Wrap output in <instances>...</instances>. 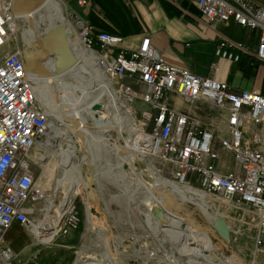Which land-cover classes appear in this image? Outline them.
<instances>
[{
	"label": "rangeland",
	"instance_id": "obj_1",
	"mask_svg": "<svg viewBox=\"0 0 264 264\" xmlns=\"http://www.w3.org/2000/svg\"><path fill=\"white\" fill-rule=\"evenodd\" d=\"M3 1L5 12L19 15L29 3L38 7L45 0ZM62 1L67 21L80 33L74 20L82 12L80 7L75 0ZM56 14L49 8L37 18H19L9 43L0 49V58L9 52L20 53L27 46L41 69L38 96L48 116V132L29 155L36 185L45 197L37 203L42 207L41 202L50 197L54 204L62 203L66 188L58 190L57 185L66 160L65 171L72 177L79 174L84 181L81 194L68 209L78 212L81 224L67 235L58 233L51 245L35 244L27 228L15 226L5 235L4 244L16 256L13 261L0 259V264H76L89 255L93 259L86 263L90 264H208L202 255L213 252L240 256L245 263L241 260L239 264H264V252L256 249V209L210 193L202 201L194 189H200L196 182L178 183L172 163L148 155L141 132L149 129L151 109L139 100L133 104L125 101L119 91L121 80L112 78L102 62L76 57L58 76L44 66L45 57L40 56L45 50L44 35ZM123 82L133 83L127 78ZM206 112V118H213L220 131L219 139L224 132V118L221 123L218 118L222 112L211 107ZM44 152L46 162L40 160ZM227 158L231 160V156ZM84 198L90 202L91 219ZM215 216L226 224L229 235L210 222ZM189 221L207 228L212 244L202 243ZM187 240L190 242L185 243ZM195 249L200 252L194 253Z\"/></svg>",
	"mask_w": 264,
	"mask_h": 264
},
{
	"label": "built area",
	"instance_id": "obj_2",
	"mask_svg": "<svg viewBox=\"0 0 264 264\" xmlns=\"http://www.w3.org/2000/svg\"><path fill=\"white\" fill-rule=\"evenodd\" d=\"M75 1L82 12L76 13L74 20L85 46L103 54L108 74L121 80L119 91L125 101L132 103L140 97L150 106L146 153L172 163L178 183L193 181L206 193L256 209V249L264 252V95L167 63L152 44L151 35L143 37L136 48L128 47L124 37L91 24L88 16L94 0ZM185 1L198 7L209 27L235 22L256 31L254 56L264 64V3ZM9 41L0 8V49ZM232 49L247 52L243 44L223 40L216 55L239 61L241 53ZM126 78L133 83H124ZM38 81L19 52L0 58V257L12 252L4 244L8 229L15 223L31 227L35 205L42 200L29 160L48 132V116L35 86ZM173 97L180 98L181 104ZM208 107L222 112L218 118H224V132L219 139L214 119L206 118ZM223 153L233 157V171L219 169ZM80 224V215L70 209L61 218L59 233L67 235Z\"/></svg>",
	"mask_w": 264,
	"mask_h": 264
},
{
	"label": "crops",
	"instance_id": "obj_3",
	"mask_svg": "<svg viewBox=\"0 0 264 264\" xmlns=\"http://www.w3.org/2000/svg\"><path fill=\"white\" fill-rule=\"evenodd\" d=\"M254 2L262 4L264 0ZM130 4L140 26L130 28L131 34L124 37V45L136 48L143 37L151 35L152 44L167 63L202 76L222 78L236 89L257 91L264 95V64L254 56L258 42L256 31L235 22L209 27L201 18L198 7L185 0L176 3L169 0H131ZM223 40L241 43L247 52L232 49L237 54L241 53L240 60L224 59L216 55V49ZM173 100L181 104L178 97H173ZM224 154L219 169L223 172L233 171V157L229 155L230 160L228 154Z\"/></svg>",
	"mask_w": 264,
	"mask_h": 264
},
{
	"label": "bare ground",
	"instance_id": "obj_4",
	"mask_svg": "<svg viewBox=\"0 0 264 264\" xmlns=\"http://www.w3.org/2000/svg\"><path fill=\"white\" fill-rule=\"evenodd\" d=\"M7 4L9 3L7 2ZM65 5L66 4H64L62 0H45L40 6L38 5V7H33L32 4L29 3L26 9V12L16 15V14H12V13L9 14L5 12V6L7 5L4 3L3 0H0V8H2V10L4 11L5 23L8 29V36L11 35L12 31L16 30L18 26L17 21L19 18H23L27 20L34 19V18L39 17V15L42 12H44V10L46 9L48 10L49 8H53L55 12H57L54 20L50 23L47 29L45 28L46 29V34L44 35L45 50H43L44 52L42 51V54L40 53V56L45 57V59L42 61L44 66L49 68V72H51L52 75L58 76L61 72L68 69L69 65L71 64L73 59H76V57H79L87 61H92V60L100 61L102 62V64L105 65L106 61L103 58V54L98 53L86 47L83 42V37L81 36V34L76 29H73L75 27L71 26V22L67 21L65 17L67 16V14L65 15ZM20 54L24 58H26L27 64H28L27 69L31 71L30 63H32V61L34 60L31 49H29L27 46H24L22 50L20 51ZM45 81H48V80H45ZM35 86L39 94L41 86L40 85H35ZM138 100L146 104L140 97L135 98L131 104L135 103ZM146 105L149 106L148 104ZM222 125L223 124H221V126ZM95 128L99 129V127L97 126ZM142 132H141V138H142L141 141L144 144L145 142L147 143L146 140H147L148 134L146 133L144 129ZM132 154L134 156V153ZM85 156L87 157L88 155L85 154ZM46 159H48V157L46 155V152H44V154L42 153V155L40 156V160L42 162H46ZM66 162H67L66 160L62 161V164L64 165V171L57 185L58 190L64 187L66 188L65 196L63 198L62 203L60 205H56L54 204L53 197H50L45 202H41L43 204L42 207H39L40 203H36V205L34 204L36 207L34 209L36 212H34L33 214L34 224L31 227H24L19 223H15L8 229V231L14 225L18 224L24 228H27L28 234L31 237H33V239H35V244H39V245H51L52 244L51 241L54 240L59 233V227L61 224V218L63 214L68 211L69 206L72 204L74 197L81 194V187L84 184V181L81 179V176L79 174L72 177L68 174L67 171H65L66 167H68ZM191 188H194V187H191ZM194 189L198 191L197 194L199 196V199H201L202 201L207 200V198L209 197V194H207L206 192L200 189H197V188H194ZM38 198L44 200L45 199L44 194L39 192ZM83 200H84L85 210L88 214V217L91 219L92 212H91L90 202L89 200H87V198H84ZM210 222L214 226H216L218 230L221 231L222 234H225V236L230 234V232L227 229L226 224L223 223L220 217L218 216L211 217ZM188 226L190 227V229L197 232L198 236L197 235L196 236L202 243L212 244L211 237L208 235L207 228H204L203 226L198 225L196 223H192L190 221L188 222ZM189 242L190 241L187 240V242L185 243H189ZM194 251H195L194 253L196 254L200 252L198 249H195ZM15 256L16 254L14 252H11L7 256H1L0 259L4 260V258H10L13 261ZM202 257L209 261L208 264H239L238 261L243 260L242 258H240V256L231 257V256H226V255H220L219 252H213V254H209V255L203 254ZM89 258L93 259V257H91L90 255L88 256L87 259ZM87 259L83 261H78L76 264H90V263H86ZM243 261L245 263V260ZM2 262L4 264H13L12 262H8V263L5 261H2Z\"/></svg>",
	"mask_w": 264,
	"mask_h": 264
},
{
	"label": "trees",
	"instance_id": "obj_5",
	"mask_svg": "<svg viewBox=\"0 0 264 264\" xmlns=\"http://www.w3.org/2000/svg\"><path fill=\"white\" fill-rule=\"evenodd\" d=\"M131 0H94L90 13L93 26L113 34L127 37L131 27L140 26L139 19L133 16Z\"/></svg>",
	"mask_w": 264,
	"mask_h": 264
},
{
	"label": "water",
	"instance_id": "obj_6",
	"mask_svg": "<svg viewBox=\"0 0 264 264\" xmlns=\"http://www.w3.org/2000/svg\"><path fill=\"white\" fill-rule=\"evenodd\" d=\"M24 59H25L26 64H27L26 58H24ZM74 62H75V59H73V61L71 62V65H73ZM30 69H31L32 72H35L38 75H41V73H42L41 72V69H39V66L35 62H33V61H32V63H30Z\"/></svg>",
	"mask_w": 264,
	"mask_h": 264
}]
</instances>
